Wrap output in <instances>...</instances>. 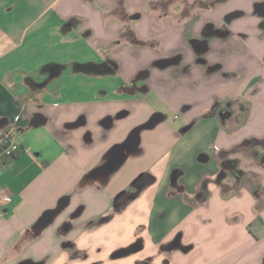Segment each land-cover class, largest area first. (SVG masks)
<instances>
[{
    "label": "crops",
    "instance_id": "crops-1",
    "mask_svg": "<svg viewBox=\"0 0 264 264\" xmlns=\"http://www.w3.org/2000/svg\"><path fill=\"white\" fill-rule=\"evenodd\" d=\"M198 2L0 0V264H264V0Z\"/></svg>",
    "mask_w": 264,
    "mask_h": 264
},
{
    "label": "built area",
    "instance_id": "built-area-1",
    "mask_svg": "<svg viewBox=\"0 0 264 264\" xmlns=\"http://www.w3.org/2000/svg\"><path fill=\"white\" fill-rule=\"evenodd\" d=\"M0 146L2 147L0 156H8L21 151L20 144L12 138H7L6 140L3 141V143ZM0 195L2 196L0 197V203L2 200L6 203L10 202V197L8 193H6L5 189H2L1 187H0Z\"/></svg>",
    "mask_w": 264,
    "mask_h": 264
},
{
    "label": "flooded vegetation",
    "instance_id": "flooded-vegetation-1",
    "mask_svg": "<svg viewBox=\"0 0 264 264\" xmlns=\"http://www.w3.org/2000/svg\"><path fill=\"white\" fill-rule=\"evenodd\" d=\"M198 1L199 0H197V4L199 3ZM234 15L239 16V13L236 12ZM226 27H227V25H226ZM254 144H264V141L256 140V141H254ZM141 249H142V242L137 241V242L125 247V248H121V249L117 250L116 252H114L112 259L113 260L126 259L130 255L140 252Z\"/></svg>",
    "mask_w": 264,
    "mask_h": 264
},
{
    "label": "rangeland",
    "instance_id": "rangeland-1",
    "mask_svg": "<svg viewBox=\"0 0 264 264\" xmlns=\"http://www.w3.org/2000/svg\"><path fill=\"white\" fill-rule=\"evenodd\" d=\"M251 102L244 101V104L239 107V117L241 118V122L246 121L249 118L251 112ZM253 127V126H251ZM254 128V127H253Z\"/></svg>",
    "mask_w": 264,
    "mask_h": 264
},
{
    "label": "water",
    "instance_id": "water-1",
    "mask_svg": "<svg viewBox=\"0 0 264 264\" xmlns=\"http://www.w3.org/2000/svg\"><path fill=\"white\" fill-rule=\"evenodd\" d=\"M60 207H61V206H59V208H60ZM59 208H58V209H59ZM58 209H56V210H54V211H49V212L45 213V214L43 215V217L41 218L39 224H40V225H45V224L49 223V222L52 220V218L54 217V215L56 214V212L58 211Z\"/></svg>",
    "mask_w": 264,
    "mask_h": 264
},
{
    "label": "trees",
    "instance_id": "trees-1",
    "mask_svg": "<svg viewBox=\"0 0 264 264\" xmlns=\"http://www.w3.org/2000/svg\"><path fill=\"white\" fill-rule=\"evenodd\" d=\"M1 150H2V147L0 146V152ZM15 157H16V153L8 155V156H0V167H5L10 162H12L15 159Z\"/></svg>",
    "mask_w": 264,
    "mask_h": 264
}]
</instances>
